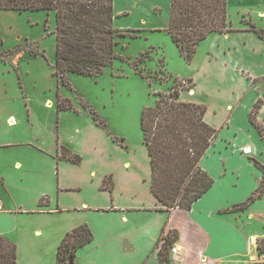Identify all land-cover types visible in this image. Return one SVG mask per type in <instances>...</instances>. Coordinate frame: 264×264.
<instances>
[{
	"label": "rangeland",
	"instance_id": "1",
	"mask_svg": "<svg viewBox=\"0 0 264 264\" xmlns=\"http://www.w3.org/2000/svg\"><path fill=\"white\" fill-rule=\"evenodd\" d=\"M128 1L134 2L136 9L133 12L130 9L128 16H119L122 30L140 27L136 26L137 22V25L142 23L138 21L140 15H146L148 19L158 16L157 21L154 18L150 22L146 20L145 28L149 23L160 24L166 19L168 0ZM123 2L118 0V3ZM227 6L228 20L234 29L248 20L259 27L264 25V19L256 15L255 4L231 2ZM249 6L254 9L251 13L247 12ZM140 30L137 37H131L134 33L129 31L116 35L118 44L114 51L123 60L114 59L96 77L65 70L64 83L54 74V11L0 10V170L4 174V179L0 180V198L10 209L0 212V234L14 226L8 233H12V242L16 246L17 264H55L63 235L81 223L80 217L71 211L48 212V208L56 205V178L51 163L57 157L63 158L60 146L77 144L73 137L75 127L80 128L85 122L98 126L90 127L89 139L96 140L102 151L110 154L111 161L101 156L94 159L88 153L87 161L93 168L98 171L113 169L116 154L124 150L128 152L127 157L135 160L138 170L145 173L147 157L140 129L142 110L155 102L157 92L167 93L176 88L180 94H189L193 84L186 76L193 72L192 60L180 55L165 30L150 34L148 30ZM214 34L209 33L199 42L194 63L212 43ZM235 36L231 39H240ZM149 44H154L157 49L149 50ZM255 80L264 81V78ZM57 96L68 98L79 113L73 109L57 111ZM256 109L251 112L253 119ZM6 142L9 146L3 147L2 143ZM41 147L55 154L45 157L36 153L34 149L43 151ZM258 149L262 152L259 158H264V146L259 144ZM210 155L204 165L215 172L220 163ZM15 161L16 166L13 165ZM227 163L235 170L225 177L233 183L224 191L225 202L233 205L245 200L258 186L259 169L235 153ZM105 181L108 188L111 177H106ZM49 193L53 195L51 204H48ZM258 207L264 210V198ZM12 210L22 213L16 212L14 217ZM263 244L264 239L260 240V245ZM168 253L170 256V246ZM67 254L58 264L69 263ZM82 254L81 249L77 251L75 264H85Z\"/></svg>",
	"mask_w": 264,
	"mask_h": 264
},
{
	"label": "crops",
	"instance_id": "2",
	"mask_svg": "<svg viewBox=\"0 0 264 264\" xmlns=\"http://www.w3.org/2000/svg\"><path fill=\"white\" fill-rule=\"evenodd\" d=\"M124 2L112 0L113 25L118 29H122L119 16H128L131 14L130 9L132 12L136 9L134 2ZM231 2L255 4L257 17L264 19V0H227V4ZM247 10L249 13L254 11L252 6L247 7ZM148 18L140 15L138 21L142 23L137 25V22L136 26H140L135 27L139 30L137 33L141 32L140 29H144V32L148 30L149 34L161 30L168 33L169 8L166 19L160 24L149 23L148 28H145L146 20L150 22L154 18L157 21L158 16ZM248 23L249 27L252 23L256 28H264V25L259 27L248 20L235 26L236 31L212 32L215 36L204 53L194 63L195 50L188 60H192L194 69L186 78H190L193 85L189 94H180V99L203 103L206 106L204 120L219 130L199 161L200 166L213 178V183L189 209L178 206L164 209V205L151 192V169L145 145V173L138 170L135 160L127 157L128 152L124 150L116 154L113 169L98 171L87 161L90 153L94 159L100 156L108 161L111 159L110 154L102 151V146H98L96 140L89 139L90 127L98 126L93 122L91 126L90 122H85L80 128L75 127L76 135L73 137L77 144L66 147L71 153L79 155L80 160L73 162L57 157L52 161V172L56 178V205L48 208V212L71 211L77 214L79 221L86 223L92 233V239L76 250L74 264L80 249L85 264H159L157 250L163 243L162 235L168 230L177 232L173 245L179 248L178 252L170 254L169 264H255L258 246L251 245L248 236L255 235L258 240L264 239V210L258 207L264 194L247 207L238 209L237 206L248 197L228 205L224 193L233 184L225 177L227 173H234L235 169L227 163L234 153L249 164L257 160L264 165V158H259L262 152L258 149L259 144L264 146V81H254L255 78H264V38L250 30ZM137 33L134 37L139 36ZM233 35L240 39H231ZM148 47L149 50L157 49L154 44ZM180 55L184 54L180 51ZM260 100L254 123L251 112ZM72 109L79 113L74 105ZM72 109L56 107L59 112ZM256 124L261 126L263 134ZM2 144L3 147L9 146L8 142ZM244 148H249L250 152L245 153ZM34 150L45 157L55 154L48 148L43 151ZM209 155L220 163L215 172L204 165ZM16 164L17 161L13 163L14 166ZM258 172L259 184L261 173ZM3 176L0 170V180L4 179ZM108 176L111 177L110 189L102 187L104 178ZM255 189L249 192V196ZM52 199L53 195L49 193L48 204H51ZM9 210L0 198V212ZM11 212L14 217L16 212L22 213L20 210ZM11 229H6L2 234L10 241L13 240L10 235L12 233H8ZM259 246L264 244L259 243Z\"/></svg>",
	"mask_w": 264,
	"mask_h": 264
},
{
	"label": "trees",
	"instance_id": "3",
	"mask_svg": "<svg viewBox=\"0 0 264 264\" xmlns=\"http://www.w3.org/2000/svg\"><path fill=\"white\" fill-rule=\"evenodd\" d=\"M227 0H169V23L166 31L187 59L196 50V45L210 32L234 31L228 20ZM47 10L55 15V71L61 82L64 71L96 77L110 66L114 59L123 60L115 53L118 44L116 35L125 31L113 25L112 0H0V10ZM250 30L264 38V28L250 23ZM163 65V64H162ZM157 99L146 106L140 116L142 141L146 146L151 169L150 190L164 205V209L182 207L189 209L192 203L206 192L213 178L199 161L218 129L204 120L206 106L203 103L180 99L178 89L156 93ZM258 102L254 105L257 108ZM58 109H72V102L65 97H56ZM251 120L255 123L253 116ZM260 133L261 126L256 124ZM60 156L78 162L80 156L60 146ZM261 173L255 191L237 206L243 209L264 194V165L254 160ZM105 178L102 187L106 188ZM111 185L109 186L110 189ZM177 238L175 230L162 235L163 243L157 250L159 264H169V246ZM92 239L86 223H81L63 235L57 247V261L69 255L74 264L76 250ZM157 246V244H156ZM60 253V256H58ZM62 253V254H61ZM0 264H16V246L0 234Z\"/></svg>",
	"mask_w": 264,
	"mask_h": 264
},
{
	"label": "built area",
	"instance_id": "4",
	"mask_svg": "<svg viewBox=\"0 0 264 264\" xmlns=\"http://www.w3.org/2000/svg\"><path fill=\"white\" fill-rule=\"evenodd\" d=\"M243 151L245 153L250 152L249 148H244ZM248 242L251 245L258 246L257 255L255 258V264H264V246H259L260 240H258V238L255 235H249ZM178 251H179L178 246L173 245L170 247V254H175Z\"/></svg>",
	"mask_w": 264,
	"mask_h": 264
},
{
	"label": "bare ground",
	"instance_id": "5",
	"mask_svg": "<svg viewBox=\"0 0 264 264\" xmlns=\"http://www.w3.org/2000/svg\"><path fill=\"white\" fill-rule=\"evenodd\" d=\"M11 116V115H10ZM12 117V116H11ZM10 121H12V120H10Z\"/></svg>",
	"mask_w": 264,
	"mask_h": 264
}]
</instances>
